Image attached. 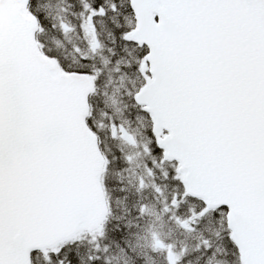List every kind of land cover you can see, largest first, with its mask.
<instances>
[{
	"label": "snow or ice",
	"instance_id": "6c2138e0",
	"mask_svg": "<svg viewBox=\"0 0 264 264\" xmlns=\"http://www.w3.org/2000/svg\"><path fill=\"white\" fill-rule=\"evenodd\" d=\"M0 264H264V0H0Z\"/></svg>",
	"mask_w": 264,
	"mask_h": 264
}]
</instances>
